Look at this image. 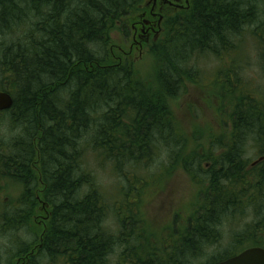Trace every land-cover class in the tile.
I'll return each instance as SVG.
<instances>
[{"label":"trees","instance_id":"16d2710c","mask_svg":"<svg viewBox=\"0 0 264 264\" xmlns=\"http://www.w3.org/2000/svg\"><path fill=\"white\" fill-rule=\"evenodd\" d=\"M146 1L0 0V92L13 99L0 111L7 132L0 184L19 189L0 214V264H112L116 252L121 264H195L246 210L255 215L246 230L205 264L264 249V160L245 159L250 139L264 155L257 101L241 87L212 92L229 127L197 149L169 107L185 85L200 84V58L228 54L254 24L264 42V0H188L164 10L159 33L142 46L152 61L144 77L129 54L116 61L111 47L114 33L128 39L148 17ZM88 152L121 178L132 176L113 223ZM177 168L199 189L184 224L176 226L175 216L156 233L139 205Z\"/></svg>","mask_w":264,"mask_h":264},{"label":"rangeland","instance_id":"374dc122","mask_svg":"<svg viewBox=\"0 0 264 264\" xmlns=\"http://www.w3.org/2000/svg\"><path fill=\"white\" fill-rule=\"evenodd\" d=\"M171 11L176 12L174 10ZM257 26H259V23L244 30L238 39L232 41L231 50L227 51L229 53L223 54L220 59L214 56L200 58L197 62V69L199 68L202 71L201 79L197 80L200 84L185 85L181 95L169 102V107L175 116L176 122L189 140V148H200L201 146L199 145L197 147L196 143L203 146L211 133L221 135L225 131L222 127H229V123L225 118L226 115H217V110L219 109L218 99L212 93L220 91L222 86L225 90L231 89V91H237L236 87L243 88L257 101L256 106L259 109V113H264V63L262 59L264 42L256 38L255 30L258 28ZM114 34L112 36L111 47L114 59L121 61L129 54V59L133 62L136 70L144 77L148 76L152 69V61L146 54L147 50L137 47L136 42L133 41V34L128 39H122L119 34ZM130 47H132L131 51H129ZM120 52L126 54H121ZM234 57L236 58L237 64ZM225 77L227 79H224ZM221 78L226 81L222 82ZM222 100L224 101V99ZM225 105L227 112L228 107H231L226 102ZM6 133L5 129L0 128L1 138ZM87 155L89 161L87 165L94 171L96 179L102 188V192L106 193L108 220L113 223L115 218L113 213H116L117 209L125 201L123 190L127 187L128 182L132 183V176L128 174L127 180L121 178L120 175L112 171L110 165L109 167L104 165L101 167L90 152ZM260 156L264 155L258 151L250 139L247 143L245 159L251 165L252 163H256ZM155 163L158 164L159 162L157 161ZM124 172H126V169ZM136 172L139 178L143 176L140 170H136ZM152 174H154V171H152ZM162 181L163 183L151 184L147 188L139 205V210L143 214L144 223L148 225L151 231L156 233L164 232L171 225L173 217L175 216L177 217L176 226L180 227L184 224L183 221L188 216L187 211H189L193 196L199 189L181 168H177L170 177L168 176L166 181ZM18 194L19 189L16 186L0 184V214L5 211L6 207L4 205H6L9 198L17 197ZM244 213V215L240 216L239 214L235 217L232 220L233 222L223 225L222 239L213 247L207 256H203L195 264H205L208 257L216 253H221L229 248L235 234L245 231L255 216L251 210H246ZM42 219H44V216L35 218V227L39 228L37 224L41 225L43 222ZM109 221L105 223L106 226L110 230L112 229V231L116 230V226L113 227ZM21 234L24 235L22 232ZM21 234L19 233L22 237ZM23 237L26 238V236ZM3 246L8 247L10 245L5 243ZM117 253L112 256V264H121L117 263L119 259Z\"/></svg>","mask_w":264,"mask_h":264},{"label":"flooded vegetation","instance_id":"af4514ba","mask_svg":"<svg viewBox=\"0 0 264 264\" xmlns=\"http://www.w3.org/2000/svg\"><path fill=\"white\" fill-rule=\"evenodd\" d=\"M188 5V0H150L146 2L145 7L149 11L148 17L143 20L141 25L135 27L133 32V41H135L137 47L142 48L144 43H147L151 36H157L160 29V23L163 18L162 12L166 9L170 10H180ZM146 14L142 16L145 17ZM132 47H130L129 51H131ZM264 160V156H260V158L256 161V163H252V166H257L258 163Z\"/></svg>","mask_w":264,"mask_h":264},{"label":"water","instance_id":"95a60500","mask_svg":"<svg viewBox=\"0 0 264 264\" xmlns=\"http://www.w3.org/2000/svg\"><path fill=\"white\" fill-rule=\"evenodd\" d=\"M13 99L7 92H0V111L9 110ZM216 264H264V249L252 247Z\"/></svg>","mask_w":264,"mask_h":264}]
</instances>
